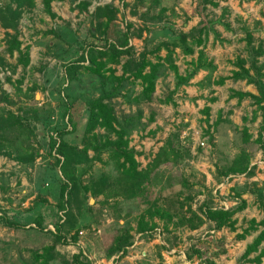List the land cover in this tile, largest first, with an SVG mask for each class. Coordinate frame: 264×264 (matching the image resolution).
Returning <instances> with one entry per match:
<instances>
[{
	"label": "rangeland",
	"instance_id": "obj_1",
	"mask_svg": "<svg viewBox=\"0 0 264 264\" xmlns=\"http://www.w3.org/2000/svg\"><path fill=\"white\" fill-rule=\"evenodd\" d=\"M43 2L0 0V7L10 4L21 13L17 37L21 49H29L30 60L25 69L17 64L18 55L8 52L5 36L13 33L0 27V59L3 60L0 63V115L10 112L26 117L28 129L34 133L32 136L27 130L7 129L3 134L0 216L26 227L42 209L45 227L42 231L32 227L17 229L3 226L4 221H0V264H35L33 254L53 245V237L47 231H54L50 212L57 204L62 181L53 165L54 158L48 156V142L55 129L67 127L63 114L65 104L70 101H73L71 114L76 132L69 139L80 148H86L89 156L95 149L107 148L101 162L85 176V184L89 179L102 176L113 181L119 177L120 167L129 161L137 163L138 171H145L166 139L175 133L187 152H182L179 164L168 162L152 172L150 184L144 186L149 190L148 195L128 200L115 197L105 206L101 205L102 196L90 198L91 210L84 220L89 229L83 230L76 245L57 244L58 253L68 259L82 251L91 264H200L195 256L188 260V252L190 249L202 251L204 247L221 264H236L246 246L261 231L238 238L249 221L259 222L264 216L259 205L261 197L264 203V148L254 143L261 124L260 113H255L256 106L249 99L240 104L236 99H229L232 91L254 96L258 95L257 91L245 82H234L230 78L237 71L238 60L248 61L244 29L251 33L254 47H264V0H213L217 7L208 6L203 13L206 32L199 36L200 44L194 47L193 55L184 56L175 49L172 63L165 65L153 92L138 82L125 84L120 90L121 96L111 100L113 113L110 116L116 120L109 121L112 133H106L98 125L99 121L90 132L86 127L88 103L100 97L105 80L82 70L80 82L68 83L64 73V66L78 58L81 47L88 46L84 40L87 30L96 25L89 15L97 6L113 4L117 7V18L107 31L108 43H115L127 32L126 25H130L129 46L135 49L137 56L195 27L200 20L191 13L196 0H52L50 9L54 17L46 14ZM84 2L88 4L86 8L81 7ZM48 31L56 35H46ZM200 51L203 53L200 65L205 68L194 74L186 88H177V77L185 79L192 73ZM159 55L164 57L165 51ZM124 62L125 59L121 65ZM263 63L264 57L258 60L259 65ZM121 65L112 67L115 77L122 75ZM220 79H225L221 86L217 85ZM18 81H22L20 85ZM171 91H174L173 102L160 104ZM141 95L146 103L135 104L133 100ZM205 107L210 109L208 116L202 113ZM219 115L222 122L214 127ZM125 124L131 131L129 135L121 129ZM208 126L210 137L204 135ZM243 130L251 137L248 141ZM262 137L264 140V133ZM115 144L129 153L114 155L110 147ZM243 151L250 157V167H255L254 176L249 179L245 175L219 176L218 173ZM31 155L36 158L30 164L20 162L21 157ZM213 197L217 208L220 203L235 207L245 201V210L233 218L236 220L234 232L211 229L213 225L206 223L199 213L202 203ZM150 206L166 210L171 216L168 231L176 239V245L170 250L162 240L167 221L157 217L151 220L146 213ZM183 217L191 219L196 228L175 227ZM126 234L133 238L127 257L118 260V256H114L113 262L112 258L107 259L116 238ZM77 244H81V248H77ZM219 245L222 247L218 248Z\"/></svg>",
	"mask_w": 264,
	"mask_h": 264
},
{
	"label": "trees",
	"instance_id": "obj_2",
	"mask_svg": "<svg viewBox=\"0 0 264 264\" xmlns=\"http://www.w3.org/2000/svg\"><path fill=\"white\" fill-rule=\"evenodd\" d=\"M52 0H44L43 5L47 15L54 17L51 13L50 2ZM141 0H136L140 2ZM87 3H82L81 7H87ZM208 6L215 8L217 4L213 0H196L195 6L192 10V14L198 17L200 20L198 24L190 29L188 33H178L172 39V41H165L159 43L151 51L143 50L137 56L135 55V49L129 46V34L128 30L131 29L130 25H126L127 32L121 37H118L115 43H108L109 35L107 31L112 26L117 18L118 9L113 4H106L104 6H97L93 13L89 15L90 19L96 22V25L87 30L86 37L84 40L87 41V47H81V53L78 58L66 64L64 66V73L68 83L80 82L82 70L86 71L90 76L104 79L102 82L103 92L100 97L94 101L88 103V124L87 131L90 132L94 128L95 122L99 121L98 125L103 128L106 133H112V128L109 126V121L115 122V118H111L112 105L111 100L121 96L120 90L125 84L140 83L144 88L153 92L155 89L156 82L163 75L166 64L172 63V54L175 49H179L184 56H191L194 52V47H198L200 42L198 41L199 36L206 32L205 25L202 20L203 13L207 10ZM21 18V13L13 9L10 4H6L0 7V27L6 32L10 31L13 34H6L7 46L9 53H16L18 55V63L22 68H27L29 65V49H21V43L18 41V25ZM244 40L246 43V51L248 53V61L238 60L235 64L237 68L236 72L231 74V80L234 82H245L248 86H253L257 91V96L250 93H243L239 91H232L229 99H236L237 103H241L246 99L256 106L255 113H260L261 124L259 126L257 139L254 141L255 144L264 148V140L262 134L264 133V63L259 65L258 60L264 57V47H254L253 37L251 33L243 30ZM46 35L55 34L54 31H48ZM131 35H134V33ZM100 36V37H98ZM91 40L92 42H88ZM93 41L97 42L93 44ZM104 43L101 45V43ZM100 43V44H99ZM100 46H99V45ZM92 46V47H91ZM165 51V56L160 57V53ZM149 57H152L149 59ZM203 53H198L196 64L194 63L195 69L185 79L178 78L176 80V87L187 85L200 69H204L203 65H200ZM125 62L121 65L122 60ZM0 63L3 60L0 59ZM199 64V65H198ZM246 64L248 68H245ZM121 65L122 75L115 77V70L112 69L114 66ZM108 74V76H106ZM225 79H220L217 85H223ZM22 81L17 83L20 85ZM108 86V88L106 87ZM175 91V90H174ZM174 91L168 93V95L159 101L162 105H168L172 103V97ZM149 100V99H148ZM135 104L146 103V100L141 95L140 97L133 100ZM150 102V101H149ZM73 101L65 104L64 106V117L67 119V127L62 129H55L49 138L48 142V156L54 158L53 165L59 171L61 177V185L59 188L58 201L50 212L51 223L54 231H47L53 237V245L44 247L40 253L36 252L33 254L35 264H51L57 262L60 264H91V262L83 255L82 251L78 254L72 255L68 259L57 252L56 245H76L79 240V234H83V230H88L89 226L85 224L84 220L86 215L91 210L89 206L90 198H97L102 196V206L107 205V202L115 197H122L124 200L139 197L141 195H148L149 190L146 188L150 184L149 176L153 171L158 169L162 164L173 162L179 164L182 161V152H187L180 146L179 136L177 133L170 135L164 145L159 149L155 155L153 161L147 166L145 171H138L137 163L135 161H129L124 163L119 170V177L110 182L107 177L102 176L98 179H89L85 184L84 178L91 171L92 167L96 163L101 162V156L107 149L100 147L93 151V155H88L86 148H80L69 139L71 134H75L76 125L73 121L71 110ZM209 107H205L202 113L205 116L209 115ZM221 115L218 116L214 127L218 126L221 121ZM153 120V119H151ZM29 126L26 124V117L13 115L10 112L0 115V142L4 138L6 130H17V131H28V134H33L28 129ZM123 132L127 135L131 132L128 124H125L122 128ZM209 126L204 135L210 137ZM247 141L251 138L247 130H243ZM99 146V144H98ZM105 148V149H104ZM112 152L117 153L119 156H125L129 152L125 149H121L119 145H112ZM113 156V154H112ZM35 155L25 156L20 158L22 163H31L35 160ZM250 157L246 153L241 152L236 155L227 167L222 169L219 174L223 177L245 175L248 179L254 176L255 167H250ZM146 186V187H144ZM151 186V185H149ZM240 197V193L236 194ZM262 198V197H261ZM259 200L260 208L264 211L263 198ZM246 208L245 201H240L235 207L224 210L222 208H216L212 198L206 199L199 207L198 211L205 219L206 223H211L213 226L210 227L213 230L219 231L221 229H228L234 232L236 220L234 216L242 212ZM42 209L38 211L37 215L33 219V226L35 230H44V218L42 215ZM148 217L152 220L154 217L159 219H166L165 225V237L162 239L167 249L170 250L176 245V239L171 236V232L168 231V223L171 222V216L167 215V211L159 209L157 207H149L146 210ZM4 221L2 224L6 227L24 228L25 225L21 226L18 223L7 221L4 216H0V221ZM199 221V220H198ZM175 227L195 229V225L191 219L180 218L175 223ZM154 225L149 227L152 230ZM261 231L252 241L251 244L246 246L243 255L237 260L236 264H261L264 259V216L259 221H249L247 228L244 229L239 239H243L248 236L251 232ZM152 239V238H151ZM133 238L130 235H121L114 241L113 247L107 253V259H111L114 256H118V260L122 259L127 254V249L132 246ZM164 249L163 246H160ZM219 245L218 248H221ZM255 255L253 258H250ZM195 256L200 264H221L217 259H213L209 255L207 248L202 247L200 249H190L188 252V260ZM160 257V256H159ZM161 260V259H160Z\"/></svg>",
	"mask_w": 264,
	"mask_h": 264
},
{
	"label": "crops",
	"instance_id": "obj_3",
	"mask_svg": "<svg viewBox=\"0 0 264 264\" xmlns=\"http://www.w3.org/2000/svg\"><path fill=\"white\" fill-rule=\"evenodd\" d=\"M193 77H194V76H193ZM191 80H192V79H191ZM191 80H190V81H191ZM190 81H189V82H190ZM182 87L186 88L187 86L184 85V86H182ZM249 166H250V165H249ZM236 176H241V175H236ZM228 177H234V176H228ZM226 193L228 194V193H229V190H227ZM220 194H221V193H220ZM214 199H215V198L213 197L212 200H213V202H214V204H215V201H216V200H214ZM220 205H221V206H219V208H222V209H224V210H228L229 208H232L231 206L228 207L227 204H225V202H224V203H220ZM233 207H234V206H233ZM216 208H217V206H216ZM244 210H245V209H244ZM244 210H243V211H244ZM243 211H242V212H243ZM240 213H241V212H240ZM238 214H239V213H238ZM236 215H237V214H236ZM253 220H254V219H253ZM255 221H256V220H255ZM31 227L34 228L33 224H30L29 226H26L24 229H25V230H30V229H32ZM149 240H151V239L149 238ZM80 245H81V244H77V248H81ZM68 246H71V245H68ZM131 249H132V247H129V248L127 249V254L129 253V250H131ZM127 254H126L125 258L127 257ZM143 255H144V254H143ZM252 256H253V255H252ZM113 258H114V257H113ZM113 258L111 259L112 262L114 261ZM115 259H116V258H115Z\"/></svg>",
	"mask_w": 264,
	"mask_h": 264
},
{
	"label": "built area",
	"instance_id": "obj_4",
	"mask_svg": "<svg viewBox=\"0 0 264 264\" xmlns=\"http://www.w3.org/2000/svg\"><path fill=\"white\" fill-rule=\"evenodd\" d=\"M80 236L82 235V233L79 234Z\"/></svg>",
	"mask_w": 264,
	"mask_h": 264
}]
</instances>
